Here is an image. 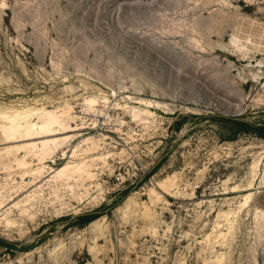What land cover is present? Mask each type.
Masks as SVG:
<instances>
[{
	"label": "rangeland",
	"instance_id": "1",
	"mask_svg": "<svg viewBox=\"0 0 264 264\" xmlns=\"http://www.w3.org/2000/svg\"><path fill=\"white\" fill-rule=\"evenodd\" d=\"M232 118L264 128V0H0V264H264Z\"/></svg>",
	"mask_w": 264,
	"mask_h": 264
},
{
	"label": "bare ground",
	"instance_id": "2",
	"mask_svg": "<svg viewBox=\"0 0 264 264\" xmlns=\"http://www.w3.org/2000/svg\"><path fill=\"white\" fill-rule=\"evenodd\" d=\"M137 102H141V99H139ZM44 114V113H43ZM57 123V121L55 120V118L53 117V115H50V114H45V121L43 122V134L42 136H38V137H44V136H52V135H55V134H62L63 132H55L53 133L56 129L55 128H52L51 127V124H55ZM58 124V123H57ZM59 125V124H58ZM57 125V126H58ZM56 126V127H57ZM61 129V127H59ZM15 129V128H14ZM13 129V130H14ZM18 129V127H17ZM28 130V129H27ZM42 131V130H41ZM41 133V132H40ZM9 134V133H8ZM35 137V136H34ZM33 135L29 132H25L24 134H21V138L18 139V140H12L11 138H13V136H11L9 134V136H7V138L9 139L7 142H15V141H25V140H30L32 138H34ZM6 138V137H5ZM66 138H68V136H60V137H56V138H49V139H42L40 140L39 142H24V143H20V144H16L14 145L15 147V150L17 149L18 150H21V149H25L27 153H33L35 155H37L38 159H42L43 156L40 155L39 153V150H37L36 148L38 147V145H41V146H47L49 149H52V148H55L57 145H59L60 143H62ZM11 139V140H10ZM7 139H5L6 141ZM88 140V139H87ZM12 146V145H11ZM42 148V147H41ZM48 149V150H49ZM19 164L21 165H25L26 163L24 161H19ZM62 169V168H61ZM60 169V171H61ZM64 169V168H63ZM62 169V170H63ZM247 199V196L244 197V201Z\"/></svg>",
	"mask_w": 264,
	"mask_h": 264
},
{
	"label": "trees",
	"instance_id": "3",
	"mask_svg": "<svg viewBox=\"0 0 264 264\" xmlns=\"http://www.w3.org/2000/svg\"><path fill=\"white\" fill-rule=\"evenodd\" d=\"M231 120L234 123H236L238 126L243 127L246 130H251V131L255 132L256 134H258L259 136L264 137V128L263 127H258L256 125H253V124H250V123H247L245 121L238 120V119L232 118ZM96 215H98L97 211H89V212L82 213V214L78 215L77 218L82 220V221L87 222V221L93 219ZM0 244L8 245V246L12 245V244H10L7 241H4L2 239H0Z\"/></svg>",
	"mask_w": 264,
	"mask_h": 264
}]
</instances>
